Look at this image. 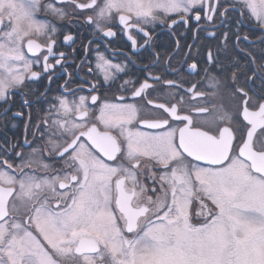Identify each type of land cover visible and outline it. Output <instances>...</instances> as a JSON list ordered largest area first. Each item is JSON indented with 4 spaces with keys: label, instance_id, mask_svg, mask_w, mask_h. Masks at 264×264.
<instances>
[{
    "label": "snow or ice",
    "instance_id": "snow-or-ice-1",
    "mask_svg": "<svg viewBox=\"0 0 264 264\" xmlns=\"http://www.w3.org/2000/svg\"><path fill=\"white\" fill-rule=\"evenodd\" d=\"M16 120L0 264H264V0H0Z\"/></svg>",
    "mask_w": 264,
    "mask_h": 264
},
{
    "label": "flooded vegetation",
    "instance_id": "flooded-vegetation-1",
    "mask_svg": "<svg viewBox=\"0 0 264 264\" xmlns=\"http://www.w3.org/2000/svg\"><path fill=\"white\" fill-rule=\"evenodd\" d=\"M85 35H87V33L85 32ZM157 43L159 44H163L166 46H170L171 45V38L167 35V34H162L160 36H158L157 39ZM66 47V46H65ZM75 47L79 48L80 47V43L79 41L77 42V44L75 45ZM127 47V43H126V37L124 36H117L112 44H111V49H116L117 50V55H119V50L121 49H126ZM104 49V45H101V50L103 51ZM70 72H73L74 70L72 68H69ZM134 72H136V69H133ZM137 74L139 75L140 73L137 72ZM81 76H83V73H80ZM190 79H199L197 77H190ZM45 81L41 82L40 87L43 88V86L45 85ZM64 83V79L62 78V74L57 71L56 76L53 78V82L51 84V88L52 90L55 92L58 87L60 85H62ZM80 83L79 80H77L76 82H74L71 87L72 88H76L77 85ZM201 90L206 92V93H210L211 89L208 88L206 85H201ZM223 104L226 108L229 107V101L227 96H223L221 97H213L211 95H208L205 97V99L203 101H201V105L204 107H207L209 109V112L206 115H211L212 111H213V105H219V104ZM42 105H38V104H34L31 112H32V116L33 119H37L38 115H39V109ZM13 111L17 110V109H21L22 105H21V97L17 96L14 98V103H13ZM26 119V116H25ZM14 123L17 124L16 128H12L10 125L7 129H5L2 125H0V140L4 139L5 137L9 138L10 140L13 139H18L22 137V133H23V122L21 120H16L14 121Z\"/></svg>",
    "mask_w": 264,
    "mask_h": 264
}]
</instances>
